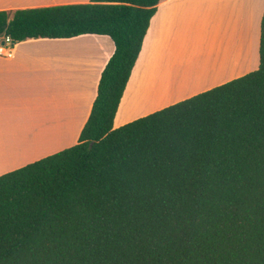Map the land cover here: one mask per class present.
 Wrapping results in <instances>:
<instances>
[{"label":"trees","instance_id":"obj_1","mask_svg":"<svg viewBox=\"0 0 264 264\" xmlns=\"http://www.w3.org/2000/svg\"><path fill=\"white\" fill-rule=\"evenodd\" d=\"M159 0L0 11V36H107L77 143L0 176V264H264V7L258 67L118 128Z\"/></svg>","mask_w":264,"mask_h":264},{"label":"crops","instance_id":"obj_2","mask_svg":"<svg viewBox=\"0 0 264 264\" xmlns=\"http://www.w3.org/2000/svg\"><path fill=\"white\" fill-rule=\"evenodd\" d=\"M88 2L0 0V11ZM263 7L264 0H159L113 128L256 70ZM113 51L107 36L80 35L25 40L0 56V176L77 143ZM182 73H212V82L206 75L184 83ZM133 97L142 101L130 107Z\"/></svg>","mask_w":264,"mask_h":264},{"label":"rangeland","instance_id":"obj_3","mask_svg":"<svg viewBox=\"0 0 264 264\" xmlns=\"http://www.w3.org/2000/svg\"><path fill=\"white\" fill-rule=\"evenodd\" d=\"M236 73H238V72H236ZM236 73H231V74H227V75H235ZM183 74V75H182ZM181 75H182V80H181V82H187V78H188V76H191V77H196V79H199L198 81H200L201 79H202V81L205 79V78H201V77H206V75H207V77L209 78V81H211L212 82V73H202V74H200V73H194V74H187V73H182ZM193 75V76H192ZM201 75H203V76H201ZM224 76V75H223ZM220 75H218L217 76V78H216V81H220ZM223 79V78H222ZM192 82V81H191ZM176 89H178V88H176ZM184 89H186V88H184ZM140 100H141V98H136V97H133V98H131L130 99V107H134L136 104L138 105V103L140 102ZM142 101V100H141Z\"/></svg>","mask_w":264,"mask_h":264},{"label":"built area","instance_id":"obj_4","mask_svg":"<svg viewBox=\"0 0 264 264\" xmlns=\"http://www.w3.org/2000/svg\"><path fill=\"white\" fill-rule=\"evenodd\" d=\"M15 44L8 36H0V56L10 55Z\"/></svg>","mask_w":264,"mask_h":264},{"label":"bare ground","instance_id":"obj_5","mask_svg":"<svg viewBox=\"0 0 264 264\" xmlns=\"http://www.w3.org/2000/svg\"><path fill=\"white\" fill-rule=\"evenodd\" d=\"M220 40V39H219ZM156 96V95H155ZM147 101V100H146ZM140 102H141V100H140Z\"/></svg>","mask_w":264,"mask_h":264}]
</instances>
